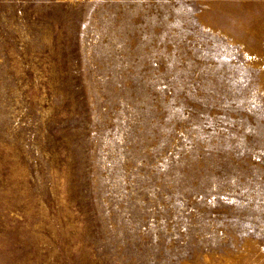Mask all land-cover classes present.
<instances>
[{"label":"rangeland","instance_id":"1","mask_svg":"<svg viewBox=\"0 0 264 264\" xmlns=\"http://www.w3.org/2000/svg\"><path fill=\"white\" fill-rule=\"evenodd\" d=\"M0 264H264V0H0Z\"/></svg>","mask_w":264,"mask_h":264}]
</instances>
